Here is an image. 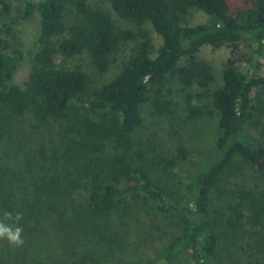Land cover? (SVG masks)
<instances>
[{
    "label": "trees",
    "instance_id": "16d2710c",
    "mask_svg": "<svg viewBox=\"0 0 264 264\" xmlns=\"http://www.w3.org/2000/svg\"><path fill=\"white\" fill-rule=\"evenodd\" d=\"M13 1L0 0V132L8 119L29 117L43 139L34 153L25 152L27 191L17 192L7 176L0 177V216L22 213L24 230L20 247L0 240V264H35L25 258L26 249L52 228L75 247L83 235L121 245L115 216L128 218L137 208L180 217V231L145 264L181 257L193 264H264V0L246 6L230 0H105L132 28L90 0H15L22 17L37 13L40 19L38 48L23 85L14 83L22 57L16 29L4 21ZM192 10L208 19L191 24L186 18ZM146 24L162 38L157 49ZM125 44L132 45L129 54L106 81L102 77ZM225 45L233 55L218 84L200 52ZM81 55L88 68L69 63ZM172 84L189 119L219 114L213 148L200 152L179 144L175 154L135 152L144 105L152 115H174ZM188 159L199 162L193 172L179 167ZM153 168L183 176L185 191L161 185ZM240 247L247 252L238 259ZM36 264L76 263L58 258Z\"/></svg>",
    "mask_w": 264,
    "mask_h": 264
},
{
    "label": "rangeland",
    "instance_id": "374dc122",
    "mask_svg": "<svg viewBox=\"0 0 264 264\" xmlns=\"http://www.w3.org/2000/svg\"><path fill=\"white\" fill-rule=\"evenodd\" d=\"M94 5L110 11L113 19L126 28L134 27L133 24L123 20L114 12L105 0H90ZM250 0H230L233 6H246ZM21 6L13 1L11 16L4 21L12 23L16 29L17 46L22 51V57L18 63L14 75V83L23 85L29 77L33 55L38 48V34L40 19L37 13L30 17H22ZM191 24L205 22L208 16L199 10H192L186 18ZM15 20L18 22L13 23ZM148 30L155 49L162 43V38L149 25ZM2 36V32H0ZM132 45L125 44L119 54L118 62L114 64L111 72L102 78L106 81L113 78L119 70L123 58L130 52ZM233 55L232 49L225 46L214 48L206 46L200 52V56L208 60L214 67L217 76V83L222 81V72L226 60ZM236 55V54H235ZM70 64H82L88 68V59L85 55L69 60ZM261 64L264 65V58ZM84 67V68H85ZM261 71L264 72V66ZM173 85V86H172ZM169 86L173 90L172 100L174 101L175 113L168 116H155L149 105L143 106L144 125L138 128L134 134L135 152L142 149L147 150L148 156H158L159 153L175 154L179 144L200 152H208L213 148L218 134L219 114L213 117L189 119L183 110L182 95L176 84ZM7 118H10L9 116ZM32 120L29 117L21 119H8L7 127L0 132V177H8L13 183L17 192L27 191L28 172L26 169L25 152L34 153L37 142L42 134L33 129ZM170 129L175 133L171 135ZM41 141V140H40ZM22 142L25 146H22ZM31 147V149H30ZM199 165L195 159L181 160L179 167L182 171L193 172ZM10 173V174H9ZM9 174V175H8ZM153 176L160 181L161 185L173 190L184 192L187 181L180 174L170 175L159 168H153ZM240 178L230 184L239 183ZM1 213V211H0ZM116 223L122 229V244L104 245L97 243L89 236L83 235L78 239L79 247H75L70 238L62 234L55 236L54 229H49V237L37 239L26 249L25 258L30 263L57 261L58 258L69 259L76 264H145L148 259L153 258L157 252L165 246L173 235L180 231V217L177 213L158 214L144 208H137L128 218L115 216ZM3 218V215L0 216ZM75 238V237H74ZM78 238V237H77ZM240 247L241 253L234 251L235 257L240 258L242 253L247 252ZM243 258V257H242ZM172 264H193L189 257L178 258Z\"/></svg>",
    "mask_w": 264,
    "mask_h": 264
},
{
    "label": "clouds",
    "instance_id": "9594fccd",
    "mask_svg": "<svg viewBox=\"0 0 264 264\" xmlns=\"http://www.w3.org/2000/svg\"><path fill=\"white\" fill-rule=\"evenodd\" d=\"M23 214L20 212L13 214L8 211L3 212V218H0V240H6L9 244L20 247L24 244L23 227L20 221ZM8 221H12L8 223Z\"/></svg>",
    "mask_w": 264,
    "mask_h": 264
}]
</instances>
